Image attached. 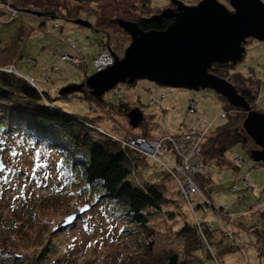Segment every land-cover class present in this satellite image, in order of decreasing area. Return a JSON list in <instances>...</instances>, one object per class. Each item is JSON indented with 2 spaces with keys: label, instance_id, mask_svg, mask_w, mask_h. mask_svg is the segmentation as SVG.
<instances>
[{
  "label": "rangeland",
  "instance_id": "obj_1",
  "mask_svg": "<svg viewBox=\"0 0 264 264\" xmlns=\"http://www.w3.org/2000/svg\"><path fill=\"white\" fill-rule=\"evenodd\" d=\"M150 1L156 10L173 7V0ZM178 1L192 6L200 0ZM218 1L232 10L228 0ZM12 2L21 8L13 21L0 3V65L11 64L18 73L32 77L34 87L47 93L50 102L66 115L89 119L93 127L90 136L97 143H102L105 138L97 134L96 128L114 142L137 133L136 129L127 128L126 107H109L105 102L116 106L128 103L134 109L139 105V98L144 116H153L156 124L150 129L153 138L161 133L178 134L187 129L194 119L188 113L190 100L195 101L197 117L206 122L214 120V127L225 123L226 120L219 117L224 111V102L211 90L189 91L138 81L134 87L119 84L116 89L121 88L123 94L114 96L112 90L99 102L86 98L89 96L86 88L79 93L60 96L62 89L79 85L95 73L93 60L105 35L114 55L123 57L131 40L117 26L116 19L137 20L140 10L146 9L145 0H98L87 5L91 11L81 19L91 25L89 28L64 19H43L30 13H43L48 5L58 6L57 0ZM64 2L71 8L73 3L70 0ZM63 55L78 57L83 63L75 66L61 61ZM236 66L219 68V73L238 89L247 88L251 105L264 114V44L248 40L243 60ZM160 94L166 96L162 107L150 106L149 100ZM242 116L244 118L245 114ZM2 132L0 129V156L5 169L0 173V246L15 251L25 243L33 250L38 243L33 238L37 235L49 239L44 248L46 259L43 264H156L154 258L158 256L161 258L157 259H162L167 254L185 252L184 243L177 236L185 222L203 221L207 227L217 228L224 239L222 247L226 246L228 250L223 259L216 249L209 251L218 264H227L226 261L230 264H264V213L253 209L257 199L264 195V170L252 169L259 168L251 158V151L257 149L253 142L248 141L244 148L237 145L226 155L228 161L233 153L241 156L244 163L238 169H221L211 164L204 166L205 173L194 176L200 193L189 198L190 205L180 196L173 177L165 176L166 172L159 164L148 161V166L135 172L129 181L144 188L157 184L165 203L159 209L144 212L147 223L142 228L125 218L122 205L97 199V192L89 191L81 176L70 172L58 153L48 152L44 146L31 140L25 143L26 137L21 133L13 137L12 132ZM261 165L264 167V162ZM246 174L252 183L248 189L243 182ZM202 177L211 182L207 190L204 187L209 181ZM233 187L236 192L232 191ZM198 205L201 208L196 209ZM84 206L89 208L71 226L61 230L65 218L77 214ZM53 228H56L54 233ZM227 232L232 233L235 241ZM0 264L12 263L1 261Z\"/></svg>",
  "mask_w": 264,
  "mask_h": 264
},
{
  "label": "trees",
  "instance_id": "obj_2",
  "mask_svg": "<svg viewBox=\"0 0 264 264\" xmlns=\"http://www.w3.org/2000/svg\"><path fill=\"white\" fill-rule=\"evenodd\" d=\"M64 1L57 0L58 6L57 4L52 5V7L48 5L47 10L41 13V17L55 21L64 19L67 22L74 23L75 20H82L81 16L91 11L87 5H91L98 0H70L73 3L71 4V8ZM145 1L147 2V5H144L146 9L140 10V13H138L140 15L137 14L139 18L135 21L129 19L125 21L137 23L143 31L165 30L172 20L162 18L155 22L147 21L148 18L161 13V10L151 7L150 0ZM0 3L5 7V11L11 14L10 20H15L16 12L21 8L15 5L12 0H0ZM137 8L139 9V7ZM61 11H64V14ZM53 28L56 29L57 25L54 24ZM100 42L113 51L109 46L107 35H105V40H101ZM9 67H12V65L0 68V129H2V133L10 134L12 132L14 134L13 137H16V133H21L24 138H27L23 140L25 143L31 140L44 146V150L48 149V152L55 151L70 172H77L81 176L84 186L89 191L93 190L97 192V199L108 200L122 205L125 209V218L133 225L145 228L147 221L144 212L149 209H159L165 203L161 187L157 184H151L144 188L134 186L130 182L135 172L148 166V160L131 149L122 148L118 142H114L106 134L103 135L97 132L98 135L105 138L102 143H97L90 136L93 134V127L89 119L75 115H66L61 109L50 102L47 93L38 91L36 87L31 86L15 69L13 70L18 75L3 71ZM231 67L235 68L237 66L232 64H213L209 71L223 78L219 73V68ZM233 75L236 76L237 74ZM225 80L230 82L238 93L245 98L250 108L255 110L251 105L252 98L250 97L249 90L247 88L238 89L231 80ZM135 85L136 82L131 86L134 87ZM150 92L152 93V91ZM217 97L224 102V111L222 113H226L224 118H221V115L219 117L226 121L217 127L213 126L214 123L212 124L199 146L197 157L204 166L211 164L221 169H238L240 166H235L232 163V154L229 161L226 160V155L237 145L244 148L247 142L251 141L242 127L246 113L242 109L230 106L219 95ZM86 98L99 102L101 97L92 98L86 96ZM105 103L106 106L119 107V109L123 107L125 109L126 107L125 111L127 113L133 109L128 103H121L118 106L109 102ZM137 103L139 105H136L134 108H138L143 113L139 98L137 99ZM243 114H245L244 118ZM149 121L151 122L147 124ZM155 125L153 116L146 117L143 114V121L136 129L137 133L135 135L153 138L150 129H153ZM127 128L128 130L132 129L129 125ZM261 166V163H257V167L259 168L252 169L263 168L264 170V167ZM165 176L169 177L168 174H165ZM201 179L209 181L208 186H205L204 189L210 188V180L206 177H202ZM204 189L203 191L205 192ZM208 196L210 197V195ZM261 197H264V195H261ZM198 208H201V206H196V209ZM212 208L215 209L214 207ZM258 211L264 212L263 209ZM55 231L56 228H53V233ZM177 236L183 241L185 252L181 255L174 253L167 254L162 259H157L161 258V256H158L154 258V260H157L156 264H218L217 259H213L214 255L212 256V253L209 251L216 249L220 257L228 253L226 246L222 247L224 239L219 235L217 228L207 227L203 221L199 223V226L194 221L190 224L185 222ZM33 240L38 241L33 250H30L25 243L24 246L17 248L15 251L8 250L6 246H0V262L11 261L12 264H43V261L46 259L45 249L48 246L49 239L45 240L35 235ZM38 246H41L42 249L38 250ZM193 253L194 256L192 255Z\"/></svg>",
  "mask_w": 264,
  "mask_h": 264
},
{
  "label": "water",
  "instance_id": "obj_3",
  "mask_svg": "<svg viewBox=\"0 0 264 264\" xmlns=\"http://www.w3.org/2000/svg\"><path fill=\"white\" fill-rule=\"evenodd\" d=\"M228 4L232 10L218 0H200L192 6L173 0V7L147 19H171L163 31H143L137 23L116 19L117 26L131 40L123 57L112 53V66L95 72L79 85L62 89L60 96L86 88L90 97L99 98L119 84L138 81L189 91L211 90L246 113L242 127L257 147L251 151V158L256 163L264 162V114L251 109L230 82L209 71L213 64L240 63L249 39L264 43V2L228 0ZM74 24L91 27L84 20H75ZM127 121L132 129H137L143 121L142 111L131 109ZM4 169L0 156V173ZM88 208L84 206L77 214L66 217L61 230L71 226Z\"/></svg>",
  "mask_w": 264,
  "mask_h": 264
},
{
  "label": "built area",
  "instance_id": "obj_4",
  "mask_svg": "<svg viewBox=\"0 0 264 264\" xmlns=\"http://www.w3.org/2000/svg\"><path fill=\"white\" fill-rule=\"evenodd\" d=\"M12 18L13 17H11V19ZM112 53L113 52L110 48L101 42L99 43L98 53L93 60L95 72H100L113 65L114 58ZM60 60L64 62H70L72 65H80V63H83V60L79 59L78 57H70L68 55L62 56ZM3 71L18 75V73L15 72L12 67L4 69ZM27 79L29 78H26V80ZM27 81L34 87L33 81L31 79ZM116 88L113 89L114 96H120L123 94L121 88ZM165 99V94H160L159 96L157 95L155 98H151L149 100V105H158L161 108ZM196 112L197 109L195 106V101H188V113L194 116V119L189 124L187 129L181 133L173 134L171 132H165L163 135L156 138H146L143 136L134 135L117 140L122 148L131 149L134 152L140 154L142 157L146 158L148 161L159 164L166 174L173 177L171 178L177 184L180 196L183 197L186 202H188V205H190L189 198L200 193V189L197 183L194 181V176L197 174H204L205 170L204 165L197 157V152L204 137L207 135L209 129L214 123V120L211 122H206L203 119L197 117ZM225 115L226 113H222L221 118H224ZM96 130L99 133L105 135L101 129L96 128ZM169 153L172 154V157L169 155ZM162 159L164 160L163 162L161 161ZM232 163L235 166H241L244 161L241 159L239 154L233 153ZM243 182L247 188L252 187V183L248 179V174L243 177ZM232 191L236 192V187H233ZM205 203L208 204L209 201L205 199ZM253 209L256 211L264 209V197H259L257 199V202L253 205ZM195 223L197 226H199L197 221H195ZM228 235L232 241H235L231 232H229ZM236 245L239 246L237 242Z\"/></svg>",
  "mask_w": 264,
  "mask_h": 264
},
{
  "label": "crops",
  "instance_id": "obj_5",
  "mask_svg": "<svg viewBox=\"0 0 264 264\" xmlns=\"http://www.w3.org/2000/svg\"><path fill=\"white\" fill-rule=\"evenodd\" d=\"M7 64V63H6ZM11 66V64H7V65H0V68H3V67H7V66ZM16 70V69H15ZM21 76H23L24 78H29V79H31L32 81H33V84H35V82H34V79L32 78V77H29V76H24V75H22L21 73H19ZM34 86H36V85H34ZM37 88V87H36ZM38 91H40L39 89H38ZM41 92H43V91H41ZM186 129V128H185ZM185 129H184V131H185ZM183 132V131H182ZM251 171V170H250ZM262 213H264V212H262ZM225 257H227V256H222L221 257V259H223V258H225ZM227 262V264H230V261H226Z\"/></svg>",
  "mask_w": 264,
  "mask_h": 264
}]
</instances>
